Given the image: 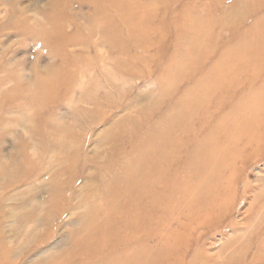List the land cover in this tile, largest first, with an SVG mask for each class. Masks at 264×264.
<instances>
[{
  "label": "bare ground",
  "instance_id": "bare-ground-1",
  "mask_svg": "<svg viewBox=\"0 0 264 264\" xmlns=\"http://www.w3.org/2000/svg\"><path fill=\"white\" fill-rule=\"evenodd\" d=\"M16 1L0 0V5L12 7L6 25L0 30L15 28L19 36L39 39L57 53L74 47L79 41L74 34L67 33L65 13L72 8L89 9L83 24L87 38L84 44L81 42L80 50L86 51L88 39L95 33H99L100 38L89 45L93 48L94 60L87 61L85 66L92 70L110 66L122 85L137 78L144 79L152 72L153 63L159 64L158 93L155 96L138 93L126 108L121 106L120 111L138 105L143 99L147 102L139 107L143 110L137 117L124 113L110 120L102 140L91 152V157L102 154L95 164L100 162L98 169L105 171L97 189L91 188V193L84 189L86 194L80 192L66 197L67 211L76 219L69 220L68 224L74 229L62 239L69 247L54 264H168L169 252L172 250V254L176 246L188 241V237L174 231L172 225L182 231H189L192 223L196 224L193 231L208 223L211 225L210 215L222 209L224 203L216 204L220 199H215V190L220 191L226 183L228 195L233 197L236 175L232 172L238 169L232 164L234 157L252 150L251 160H256L261 154L259 148L264 145V136L258 132L264 123V13H258L264 9V0H235L229 8L222 7L220 0H211L213 8L200 11L183 8L177 17L169 14L159 17L153 12L159 3L177 5V0H48L39 8L42 23L36 22L29 13L30 3L15 6ZM138 8L146 10L137 11ZM126 10L130 12L125 13ZM214 11L219 14L217 17ZM166 19L172 20L173 30L161 29L162 33L157 36L155 22ZM225 30L229 33L226 39L220 36ZM121 34L129 36L132 43L125 38L127 42H122ZM166 35L173 40L168 45L164 40ZM151 36L155 39L148 38ZM220 46L224 48L218 53ZM72 47L67 50L68 56L79 53ZM102 51L108 55L103 56ZM149 52L154 56L145 55ZM115 53L121 56L134 53V57L116 62L111 57ZM68 56L61 58L60 67L75 66ZM6 75L0 76V85L12 80L14 84L3 93V98H22L32 103L54 101L65 83L60 69L47 64L31 79L29 76L25 80L20 76L11 79ZM105 83L111 85L107 80ZM236 92L239 95L229 106L226 99H233ZM106 96L77 94V104L90 106L78 111V119L85 124L88 121V127L93 126L97 115L101 114L102 104H108L107 101L112 110H119ZM214 116L218 118L215 121ZM7 124L13 127L10 136L21 141L17 130L22 125L20 120L6 123L3 119L0 129ZM50 127L53 135L69 137L74 133L71 125L51 124ZM255 132L257 139H253ZM76 140L72 136L71 142L61 147L64 149ZM3 143H0V231L2 218H5L4 206L8 208L7 216L13 218L21 210L32 208L36 200L33 185L26 187L25 192L15 191L14 197L5 196L30 174L27 167L33 163V158L25 152L26 142L16 152H13L14 146L5 152ZM85 145L82 142L78 147L83 149ZM101 148L105 153L99 154ZM24 174L27 175L23 177ZM40 174L38 171L35 177ZM258 181L264 185V177ZM51 186L52 182L46 184L51 193L44 218L46 223L52 217L58 219L63 215V208L55 215L50 212L60 200L59 192H52ZM66 186L68 190L74 187L72 183ZM245 186L243 192L248 189ZM250 191L255 199L261 190L254 184ZM80 195L79 204L72 207L71 200ZM24 216L35 227L43 225V219L36 221L32 211ZM261 220L264 221V214ZM149 241L155 242V247L150 246ZM1 242L0 236V247Z\"/></svg>",
  "mask_w": 264,
  "mask_h": 264
},
{
  "label": "rangeland",
  "instance_id": "rangeland-1",
  "mask_svg": "<svg viewBox=\"0 0 264 264\" xmlns=\"http://www.w3.org/2000/svg\"><path fill=\"white\" fill-rule=\"evenodd\" d=\"M47 1L18 0L15 2V6L30 3L29 9L31 10L29 13L33 15L36 22L42 23L44 19L39 12V8H42ZM177 1V5L159 3V6L156 7L157 10H153L154 14L156 16L169 14L168 16L177 17L180 16L183 8H186V10L197 8L200 11L206 10L209 7L213 8L214 6L211 0ZM220 1L222 3L221 6L224 8L232 7L234 5L233 2H236L235 0ZM11 8L0 5V27L6 25L7 19L12 12ZM141 9L146 10V8H138L137 11ZM70 10L65 13L67 17L66 30L68 34H74L73 36L79 39L74 47L70 46L79 52L77 55H67V50L70 47H66V50L62 49V51L57 53L53 47H45L39 39H26L25 37L19 36L20 33L15 28L5 29L3 27L5 30H0L1 75L7 74L6 76L11 79H17L19 76L22 80L28 79L29 77L31 79L41 66L47 64L50 68L58 67L61 75L65 79L64 86H61L58 94L53 98L54 101L35 100L33 103L27 102V100L22 98H3V93H7L9 91L8 89L13 86V80L0 85V121L4 119L7 123L10 120H20L22 124L17 127L19 136L22 139L21 141L13 139L14 137L12 138L10 136V129L13 127L7 124L4 128L1 126L0 143L4 141L2 146L6 150L5 152L9 151L13 146L15 148L13 152H16L18 151L17 148L23 142H26L27 145L25 144L26 147H24L25 152L33 158V163L27 167L30 174L24 179L25 182L23 180L17 187L8 190L5 196L11 198L14 197L15 191H19V193L25 192L26 187L29 185H33V192L36 193V200L33 202L34 207L32 206L27 211L21 210L22 212L20 211V214H16L13 218L7 216L8 208L4 206L5 218H2L3 227L0 231L2 239L0 264H54L56 263L53 262L54 260L64 256L69 246L68 244L62 243V239L74 229L71 224H68L69 220L76 219L74 214L70 215L71 212L67 211L66 197L68 194L73 196L80 192H82L81 195L86 194L84 189H87V193H91V188L97 189L99 178L105 176V171L98 169L100 162L95 164V161H100V157H102L101 152L105 153L103 151L105 149L101 148L102 150L99 153L101 155L97 157L93 156L94 158L91 157V152L99 141L102 140L103 134L108 127V122L119 118L124 113H129L132 117L138 116L139 111L143 110V107H139L147 104L145 99L140 101L138 105L127 107V110L120 111V107L129 105V103L135 100L138 93L146 96L157 94L159 91L158 84L156 83V78L158 77L157 67L159 64H155V62L153 63L154 66H152V72L150 71L149 76L144 79L137 78L132 81L130 80V84L125 83L123 85L120 83L117 74L112 68L110 69V66H99L97 68L98 72L97 69H88L85 63L94 60L92 58L93 48L89 45L93 44L92 41L96 42L100 38V34L95 33L92 38H89L90 43L86 46L87 49L85 47L86 51H81V42L84 44L87 38V34L83 30V24L90 10H77L76 8H72V11ZM128 12L130 11H125V13ZM212 13L216 17L219 15L216 11ZM262 13H264V9L258 15ZM154 26L157 36L162 33L161 29L170 32L173 30L171 19H166L160 23L156 21ZM220 36L226 39L229 37V33L225 30ZM120 37L121 39H128L127 41L132 43L129 36L127 37V35L121 34ZM148 38L155 39L152 36ZM126 40L124 41L123 39L122 42H127ZM164 40L167 45L171 43L170 41H173L167 35ZM51 45H53L52 42ZM220 47L218 53L224 48V46ZM101 54L103 56L108 55L103 51ZM145 55L152 57L154 53L149 52ZM65 56H68L69 61L75 64L74 67L59 66V62L62 60L61 58ZM111 57L116 62H122V60L130 57L133 58L134 53L128 54L127 56H121L115 53ZM6 63L9 64L8 67ZM5 67L7 68L5 69ZM138 68L140 70L141 66ZM106 80L111 82V85H105ZM91 82L94 84L92 85ZM130 85L131 87H129ZM65 87H68L66 91ZM81 93L87 95L94 93L98 97L107 95L106 99H110L114 105H118L119 110H112L108 106L110 104L109 101H107L108 104L103 103L100 111L101 114L99 117L98 115L96 117V124L88 127L87 120V124H85L77 117L79 110H87L90 108L88 104H77L76 96ZM238 95L236 92L233 95V99H226L229 106ZM216 119H218L217 116L212 118L213 121ZM51 124L73 126L74 133L72 136L76 137V142H72L69 146L64 145L65 148L63 149L61 145L65 142L70 143L72 136L53 135L50 127ZM258 134L264 136V123L260 126ZM258 134L255 132L253 139H257ZM111 139L108 140V143H111ZM82 142L86 144L83 149L78 147V144L81 145ZM251 151H246L244 154L242 153V156H236L232 160L233 166L235 168L238 167L237 171L234 170L232 172L236 175V180L233 183V197H229V187L226 183L222 184L220 191L216 188L217 190L214 193L215 199L217 197L220 199L216 200V204L222 206V203H224L222 209H216L210 215V220L213 222L211 225L208 223L193 231L192 229L196 224L192 223L189 225L190 232L187 231L188 229L182 231L175 224L172 225V229L177 232H183L188 237V241L184 245L176 246L172 254H170L172 250L169 252L168 264H264V221L261 220V216L264 214V185L258 181L259 178L264 177V145H260L259 152L261 154L256 160H251ZM247 157H250L249 161H247ZM38 171H41V174L35 177V173ZM26 175L24 174L23 177ZM245 181L247 182L246 186L249 190L246 189L247 191L243 192L242 188L245 186ZM49 182L53 183V187L51 186L50 190L52 192L58 191L60 194V200L51 207L50 212L55 215L58 209L63 208V215L58 219L57 217H52L50 222L46 223L44 222L47 214L46 208L49 200H51V193L46 188V184ZM67 183H72L74 187L68 190ZM254 184L261 190L255 199L253 198V192L250 191ZM66 190H68L67 193ZM27 195L29 194H26V197H28ZM81 195L79 198H73L71 200L72 207H76L79 204ZM40 203L43 207H41ZM29 211H32L36 216V218L34 217L36 221L43 219V225L35 227L29 218H24V215ZM157 215H160V211L157 212ZM154 243L153 241H149L150 246L155 247Z\"/></svg>",
  "mask_w": 264,
  "mask_h": 264
}]
</instances>
